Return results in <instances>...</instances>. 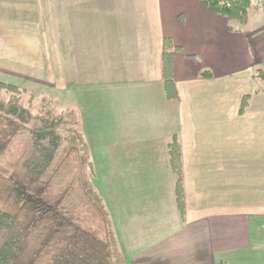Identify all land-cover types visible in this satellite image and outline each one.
<instances>
[{
  "label": "crops",
  "instance_id": "obj_1",
  "mask_svg": "<svg viewBox=\"0 0 264 264\" xmlns=\"http://www.w3.org/2000/svg\"><path fill=\"white\" fill-rule=\"evenodd\" d=\"M17 11L39 18L32 14L27 38L0 32L12 43L4 64L19 76L45 68L72 95L123 263L264 264V11L242 25L202 0H0V12ZM166 37L181 47L174 99L165 92Z\"/></svg>",
  "mask_w": 264,
  "mask_h": 264
},
{
  "label": "trees",
  "instance_id": "obj_2",
  "mask_svg": "<svg viewBox=\"0 0 264 264\" xmlns=\"http://www.w3.org/2000/svg\"><path fill=\"white\" fill-rule=\"evenodd\" d=\"M202 1L211 12L242 25L247 22L252 10L264 11V0ZM29 35L30 32L27 37ZM180 50L181 47L175 45L171 37L164 39L165 92L170 99L178 96L172 65L175 54ZM258 74L263 75V70L260 69ZM203 75L212 76V73L205 71ZM23 91L16 84L0 80V264H124L114 246L115 236L106 226L109 222L108 208L85 171L74 175L67 183L55 173L52 178L56 179V187L49 192L36 185V179L41 178L61 143L69 137L61 130L69 131L72 126V130L79 134L72 113L55 108L56 98L45 97V108L43 106L42 113L35 114L32 105L22 102ZM247 98H243L241 111L248 103ZM31 121L35 124L31 130L36 151L32 159L23 156L27 171L19 175L17 168L3 167L2 160L19 131ZM74 148L69 147L61 160H71ZM78 159L79 164L83 165L85 161L88 170L94 171L89 157L84 159L80 156ZM169 160L176 179L177 204L183 215L185 183L182 145L177 135L169 143ZM76 180L82 183L76 193L91 211L92 220H98L103 231L108 228V234L103 237L96 228L86 227L77 213L66 206L69 192L73 190L72 182Z\"/></svg>",
  "mask_w": 264,
  "mask_h": 264
},
{
  "label": "rangeland",
  "instance_id": "obj_3",
  "mask_svg": "<svg viewBox=\"0 0 264 264\" xmlns=\"http://www.w3.org/2000/svg\"><path fill=\"white\" fill-rule=\"evenodd\" d=\"M32 14H35V17L37 13H31V21H33L34 16ZM28 13L17 11V12H11V13H5L0 12V20L9 18L14 23L20 18L22 23L18 22V27H1L0 26V32L8 33L10 35H14L13 37L18 38H27V34L29 33V28L31 27V24H29V19L27 18ZM228 18V17H227ZM27 19V20H26ZM7 20V19H6ZM24 20L28 22H24ZM9 22H6L8 24ZM11 23V22H10ZM2 25V24H1ZM27 25V26H25ZM29 25V26H28ZM234 28V27H233ZM232 29V28H230ZM20 38V39H21ZM12 43L7 42H0V80H3L4 82L13 83L18 85L21 89H23V98L22 102L25 105H32V112L36 113H42L43 106H44V98L45 97H54L58 100L57 105H55V108L57 111H60L63 109H69L70 114L72 113L73 116H75V121L77 125L76 120V109L74 106H76V103L70 94V96L65 99V96L63 95L62 88H58L59 86L52 85L49 76L46 74V69L39 70L37 74L34 75V71H19L21 72L22 76H19L16 69L12 66H8L7 64H4L3 57H4V49H11ZM16 45V44H14ZM37 75V76H36ZM46 106V105H45ZM44 106V108H45ZM56 111V112H57ZM35 124L34 122L28 123V125H25L18 133V135L15 137L14 142L12 146L9 148L6 156L2 160V166L7 169H14L17 168V171L19 175L24 174L27 171V163L24 162L23 156H28L31 159L34 156V153L36 151L34 144H33V132L31 129H34ZM72 126L69 129H65L64 131L61 130V133L63 135L69 136L68 138H65L61 143V146L59 147L54 160L51 162V164L44 170V174L41 176V178L36 179V185L39 184L40 187H43L46 189L47 192L49 190H53L56 187V179L52 178V176L56 173L58 176L64 181L68 182L71 180V178L80 173L85 171V174L89 175L90 178H93L94 171L88 170L89 167H86L85 161L82 162L83 165L79 164L78 157H84V159L88 158V154H85V150L82 146L81 140H78L77 132L72 130ZM69 147H75L74 150H71V160H61V157L66 152V150ZM77 147V149H76ZM84 150V151H82ZM61 160V161H60ZM60 161V162H59ZM62 163V164H61ZM72 164V165H71ZM70 165V166H69ZM57 166V167H56ZM85 166V168H83ZM83 168V170L81 169ZM93 181V179H92ZM82 187V183L79 180H76L72 182L73 190L70 191V197L66 200L67 207H69L70 210L73 212H76L79 218H81L84 221V225L86 227L96 228V230L99 231L100 235L103 237L108 234V228H105V231H103V228L99 226L98 220H92V213L89 211L84 205L82 197H79V193H76V189L78 187ZM96 188V187H95ZM99 191L98 189H96ZM112 221L110 220V214H109V222L106 226L110 227V230L112 231L111 227ZM105 226V227H106ZM101 229V230H100Z\"/></svg>",
  "mask_w": 264,
  "mask_h": 264
}]
</instances>
